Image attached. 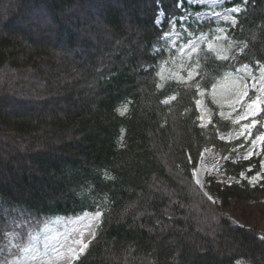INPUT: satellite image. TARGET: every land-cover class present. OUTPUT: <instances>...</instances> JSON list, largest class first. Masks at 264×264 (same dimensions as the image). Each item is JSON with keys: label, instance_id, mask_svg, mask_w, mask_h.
<instances>
[{"label": "trees", "instance_id": "16d2710c", "mask_svg": "<svg viewBox=\"0 0 264 264\" xmlns=\"http://www.w3.org/2000/svg\"><path fill=\"white\" fill-rule=\"evenodd\" d=\"M225 5L240 6L233 24L198 23L187 0H0V264L16 229L95 211L73 264H264V233L225 212L231 198L264 199V172L255 185L209 178L220 203L194 180L205 148L237 144L220 138L237 126L210 89L239 66L264 67V0ZM174 21L186 35L222 26L233 54L201 50L194 80L165 77ZM252 165L224 164L235 176Z\"/></svg>", "mask_w": 264, "mask_h": 264}, {"label": "rangeland", "instance_id": "374dc122", "mask_svg": "<svg viewBox=\"0 0 264 264\" xmlns=\"http://www.w3.org/2000/svg\"><path fill=\"white\" fill-rule=\"evenodd\" d=\"M233 0H187L192 7L202 8L193 18L198 23L224 21L235 23L240 6L226 7ZM245 1V0H244ZM163 14L158 22L161 23ZM185 18L181 19V22ZM164 43L170 49L169 65L162 75L186 82L194 80L198 74L195 56L201 50L213 52L219 59H227L233 54L234 44L222 26L212 31L184 33L176 21L166 33ZM208 97L219 108V115L236 124L237 127L220 132V138L237 144L230 152L223 154L213 146L201 154L194 170V180L210 198L220 203L209 187L213 177L222 184L247 182L255 185L262 180L264 172V119L259 115L264 111V67L257 64L239 66L224 75L209 91ZM205 90L200 91L197 101L199 119L207 127L213 112L205 100ZM261 130L255 134L257 130ZM259 159V166H249L239 176L229 174L226 162H241ZM226 214L237 225L258 226L264 233V199L240 200L231 198L225 209ZM101 211L86 212L78 216H53L35 227L15 230L7 238L4 264H73L84 253L100 222ZM20 226V224H18Z\"/></svg>", "mask_w": 264, "mask_h": 264}]
</instances>
